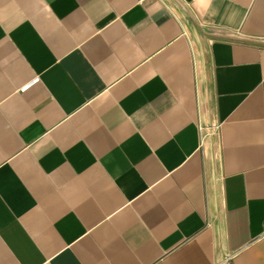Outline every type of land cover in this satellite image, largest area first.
I'll list each match as a JSON object with an SVG mask.
<instances>
[{
	"label": "crops",
	"instance_id": "obj_1",
	"mask_svg": "<svg viewBox=\"0 0 264 264\" xmlns=\"http://www.w3.org/2000/svg\"><path fill=\"white\" fill-rule=\"evenodd\" d=\"M0 264H264V0H0Z\"/></svg>",
	"mask_w": 264,
	"mask_h": 264
},
{
	"label": "bare ground",
	"instance_id": "obj_2",
	"mask_svg": "<svg viewBox=\"0 0 264 264\" xmlns=\"http://www.w3.org/2000/svg\"><path fill=\"white\" fill-rule=\"evenodd\" d=\"M208 132H209L210 136L213 135V134H215V131L213 130L212 127H209L208 128Z\"/></svg>",
	"mask_w": 264,
	"mask_h": 264
},
{
	"label": "rangeland",
	"instance_id": "obj_3",
	"mask_svg": "<svg viewBox=\"0 0 264 264\" xmlns=\"http://www.w3.org/2000/svg\"><path fill=\"white\" fill-rule=\"evenodd\" d=\"M207 132H208V130H207Z\"/></svg>",
	"mask_w": 264,
	"mask_h": 264
}]
</instances>
